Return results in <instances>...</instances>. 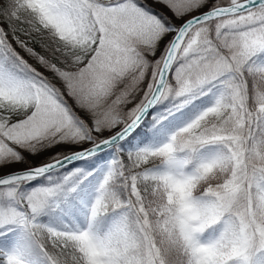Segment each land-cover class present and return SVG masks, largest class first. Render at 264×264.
Masks as SVG:
<instances>
[{"label":"snow or ice","instance_id":"1","mask_svg":"<svg viewBox=\"0 0 264 264\" xmlns=\"http://www.w3.org/2000/svg\"><path fill=\"white\" fill-rule=\"evenodd\" d=\"M0 264H264V0H0Z\"/></svg>","mask_w":264,"mask_h":264},{"label":"rangeland","instance_id":"2","mask_svg":"<svg viewBox=\"0 0 264 264\" xmlns=\"http://www.w3.org/2000/svg\"><path fill=\"white\" fill-rule=\"evenodd\" d=\"M17 167H23V165H18Z\"/></svg>","mask_w":264,"mask_h":264}]
</instances>
